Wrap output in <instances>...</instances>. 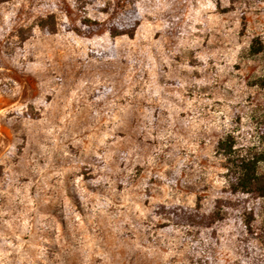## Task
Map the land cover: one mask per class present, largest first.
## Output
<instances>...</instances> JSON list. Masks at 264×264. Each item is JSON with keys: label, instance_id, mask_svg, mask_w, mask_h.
Wrapping results in <instances>:
<instances>
[{"label": "rangeland", "instance_id": "1", "mask_svg": "<svg viewBox=\"0 0 264 264\" xmlns=\"http://www.w3.org/2000/svg\"><path fill=\"white\" fill-rule=\"evenodd\" d=\"M263 72L264 0H0V264H187L151 210L264 146Z\"/></svg>", "mask_w": 264, "mask_h": 264}, {"label": "trees", "instance_id": "2", "mask_svg": "<svg viewBox=\"0 0 264 264\" xmlns=\"http://www.w3.org/2000/svg\"><path fill=\"white\" fill-rule=\"evenodd\" d=\"M127 19L109 26V32L127 33ZM138 21L137 17L132 29ZM96 29L90 27L87 32ZM259 49L251 46L252 53ZM259 78L264 83V72ZM257 134L264 145V119L257 126ZM217 146L231 153L233 143L226 136ZM230 161L226 186L211 194L208 204L200 200L194 205L159 203L151 210L165 233L172 228L183 229L187 264H264V170L259 166L264 161V146L245 156L235 155ZM228 223L233 224L235 238L225 256L219 230Z\"/></svg>", "mask_w": 264, "mask_h": 264}]
</instances>
